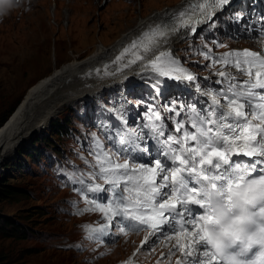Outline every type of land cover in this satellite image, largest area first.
Returning <instances> with one entry per match:
<instances>
[{"label": "rangeland", "instance_id": "1", "mask_svg": "<svg viewBox=\"0 0 264 264\" xmlns=\"http://www.w3.org/2000/svg\"><path fill=\"white\" fill-rule=\"evenodd\" d=\"M184 1L25 0L18 9L0 22V120H8L29 88L63 65L93 54L101 45L111 49L117 44L118 38L133 29L138 22ZM260 1L256 0V3L261 6ZM251 3L247 1L235 6L237 9L230 6L221 11L214 19L215 27L199 25L197 30L203 37L205 46L212 45V50L220 53L248 48L264 54V37L256 43L245 37V33L256 29L252 24L247 26L252 21L250 13L254 7L251 5L255 2L252 0ZM237 15L243 16L239 24L234 23ZM213 33V36L206 35ZM193 38L182 36L174 41L172 51L185 59L198 77L194 83L195 88L169 85L167 96L161 99L163 103L166 98L167 107L171 105L181 111V116L176 117L173 112L167 114L164 108L166 122H173L164 130L166 135H181L175 131V121L182 118L187 125V111L190 107L194 106L200 113L206 109L207 103L199 105L197 94L192 92L197 86L203 88L200 90L203 92L204 101L211 98L207 93L217 94L227 88V80L223 85L215 84L220 78L216 74L222 66V63H214L219 59V55L206 52L197 46L195 40L193 43L187 41ZM190 47L199 52H194ZM201 52L209 54L206 62H202L203 56L199 54ZM148 61L141 66L146 65ZM134 68L131 72L136 71V66ZM225 68L228 73L233 67L229 65ZM145 79L149 77H141L138 82L133 81L126 88L132 84H140ZM234 82L240 84L239 79ZM152 83L160 94L166 89L158 79H153ZM236 90L247 91L246 88ZM175 94L178 95L176 99ZM220 97V106L227 108L224 96ZM251 99L256 105L253 111L257 113V120L259 113L264 111V100L260 97ZM143 101H146V109L137 108L131 124L141 133V137L158 141L153 134L146 132L145 125L151 127L161 123L155 121L150 110L159 112L163 118L162 122L164 112L157 107L153 96H146ZM78 102L80 100L57 111L41 130L28 135L9 157L0 162V218L5 217L16 226L32 231L25 239L9 237L0 232V264H130L134 260L157 264L164 262L171 243L167 240L158 242L149 237L148 243L141 248L142 242L148 237L145 235L121 237L105 246L87 245L83 239L85 224H96L102 220L98 221L96 216L90 214L80 218L68 214L66 202L75 198V193L67 187L57 188L50 175L41 171L29 157V152L34 148L39 150L54 146L63 151L71 145L68 139L56 135V126L65 120L67 127H74L72 118L68 119V110ZM113 107L120 115H124V118L127 110L131 108L127 101L116 102ZM140 111L144 116L140 115ZM31 144L32 149H28ZM103 221L107 222L104 219Z\"/></svg>", "mask_w": 264, "mask_h": 264}, {"label": "snow or ice", "instance_id": "2", "mask_svg": "<svg viewBox=\"0 0 264 264\" xmlns=\"http://www.w3.org/2000/svg\"><path fill=\"white\" fill-rule=\"evenodd\" d=\"M230 2L231 0H203L189 5V9H199L195 24L192 23L191 17L184 19L188 15V10H185L178 13V26L169 28L157 25L153 32L164 37L163 42H166L168 36L179 33L181 28L187 34L196 35L197 25L207 24L209 27H215L214 19L217 13L223 11ZM242 20L243 16L237 15L234 23L239 24ZM144 35L147 36L148 33ZM136 46L137 42L133 41L130 48ZM128 52L129 48H125L116 60L120 61ZM199 54L204 59H209L208 53ZM241 56L245 58L243 64L250 65L247 69L241 67ZM165 57L169 58L167 62L163 61ZM228 57L237 59L231 62ZM137 59L140 57L129 60L128 64H134ZM214 63H233L238 72L248 76H252V69L256 68V80L237 84L234 78L223 70L218 72L216 75L220 78L215 84L223 85L227 80V88L216 95L224 96L229 111L225 112L220 108L219 101L212 92L207 93L213 95V100L211 106L205 110L206 114L200 113L192 106L191 112L196 115L187 117V125L182 119L175 121V131L181 133L180 136L166 135L161 114L150 110L155 121L161 123L145 127L149 128L161 148L166 149L164 155L167 163L156 159L154 166L132 164V174L129 175V159L107 149L96 134H92L95 148L90 155L95 163L89 164L85 161L92 171L80 173L79 176L73 172L71 178L86 192L108 194L107 203L92 201L95 209L103 213L108 223H102L98 228L86 226L88 239L102 242L101 237L110 236V228L116 227L121 221H133L134 228L136 225H143L152 229L150 236L164 237L162 229L168 223L175 222L183 226V233L190 236L196 244V247H193L191 242L188 245L178 243L177 246L187 258L185 264H206V258L209 257L210 264H257V260L259 264H264V135L254 134L248 121L249 116L257 118V113L253 111L256 105L251 98L260 97L264 100V92L256 91L264 90V79H261L264 76V59H259L256 52L245 50L243 53H225ZM144 67H151L158 79L165 77L189 84L196 79L180 67L179 61L172 59L171 53L168 52H160ZM238 88H246L247 91H237ZM245 97L248 99H242ZM168 111L175 113L177 117L181 116V111L171 105L168 106ZM120 119L127 124L123 116ZM259 119L264 123V111L259 113ZM260 132L264 133V128H261ZM136 135L139 137L141 134ZM241 140L243 147L237 143ZM121 142L123 143V138ZM143 151L148 152L149 148L145 147ZM233 157H246L248 162L238 163ZM113 158L123 159L124 162L114 163ZM85 176L91 181L103 179L108 187H101L94 182L86 183ZM75 190L81 194L82 199H86L81 189ZM131 192L135 193L134 197L125 195ZM130 204L137 207L142 205L145 209L151 208L154 214L129 215ZM193 206H197L199 211L194 213ZM105 208L114 209L113 215L109 216L108 212L104 211ZM157 209L159 211H156ZM90 210L92 209L84 211ZM119 232L125 233L126 229L120 227ZM180 235L181 231L177 230L175 236L178 241ZM164 238L170 239L171 236ZM148 241L149 237H146L141 248Z\"/></svg>", "mask_w": 264, "mask_h": 264}, {"label": "bare ground", "instance_id": "3", "mask_svg": "<svg viewBox=\"0 0 264 264\" xmlns=\"http://www.w3.org/2000/svg\"><path fill=\"white\" fill-rule=\"evenodd\" d=\"M183 4L185 3L179 2L169 7L167 11L157 12L155 15L153 14L149 18L138 22L133 29L121 35V37L118 38L117 44L111 49L101 45L93 54L63 65L60 69L54 71L51 75L29 88L23 100L0 128V162L9 157L13 150L17 148L28 135L37 130H41L42 127L47 124V121H50L57 111L64 106L75 103L85 97L91 96L90 98H93V95H98V93L106 89L123 87L129 80L135 81L141 76H156L151 67L146 68L144 67L145 64H143L142 67L141 64L153 59L158 51L171 53V58L177 60L173 57L172 51V49L174 50V41L182 36H186L187 33L185 30H180L179 33L168 36L166 42H163L165 41L163 37L157 40L152 46L145 47L144 50L136 47L130 48V43L144 30L149 29L154 23L162 20L164 15L177 11ZM67 12L68 11H66V13ZM262 22H260V24ZM193 24H195V22ZM261 34V31L255 30L247 33V36L251 38L252 43H256L259 41ZM262 43L263 42H261L260 45H262ZM125 48H129V52L126 53L120 61H117L116 57L119 56ZM145 49H147V51H145ZM244 51L245 50L234 52L243 53ZM136 56L140 57V59L136 60L139 64L135 62L129 65L128 61L134 59ZM229 58L230 57H228V59ZM236 59L237 58L234 57L229 61L234 62ZM239 59L242 62L241 67L247 69L250 66L243 64V60L245 59L243 56L239 57ZM248 59L250 60V58ZM137 65H139V67H137ZM228 65H230V63ZM134 66H136V71L131 72ZM255 71L256 69L253 68L252 76L244 75L240 77L241 81L255 82ZM163 78L162 79L169 84L176 86L180 84V82L169 80L165 77ZM199 100L201 101L202 99L199 98ZM211 102L212 101L207 102L208 108L211 106ZM220 108L225 112L229 111L228 108ZM249 124L252 123L249 122ZM261 128H263L262 124H252V132L254 134L259 133L264 135V133L260 132ZM237 143L238 146L243 147V140ZM234 159L238 163L248 162V160H244L241 157H234Z\"/></svg>", "mask_w": 264, "mask_h": 264}, {"label": "trees", "instance_id": "4", "mask_svg": "<svg viewBox=\"0 0 264 264\" xmlns=\"http://www.w3.org/2000/svg\"><path fill=\"white\" fill-rule=\"evenodd\" d=\"M69 118H70V116L68 115V119ZM6 121H7V118L6 119L3 118V119L0 120V125H1L0 128L2 127V125ZM68 128L69 129H72L73 127H71V128L70 127H67V125L65 123V120H63L62 124H60L59 126H56V135L61 136V137L68 136V131H67ZM41 141H43V140L41 139ZM35 143H33V145ZM33 145L31 144L28 149H32V146ZM45 149L46 148H44V149H41L40 148L39 150H35V148H34V149L31 150V152H29V157L31 159H33V161H35V160H37L39 158L40 153L43 152V150H45ZM56 150L58 151L59 149L56 148ZM0 232L3 233V234H5L6 236L15 237L17 239H25V238H27V236L31 235V233H32V231L29 230V229H25L22 226H16L13 222H10L5 217L0 218Z\"/></svg>", "mask_w": 264, "mask_h": 264}, {"label": "clouds", "instance_id": "5", "mask_svg": "<svg viewBox=\"0 0 264 264\" xmlns=\"http://www.w3.org/2000/svg\"><path fill=\"white\" fill-rule=\"evenodd\" d=\"M24 2L25 0H0V22L14 10L18 9Z\"/></svg>", "mask_w": 264, "mask_h": 264}]
</instances>
